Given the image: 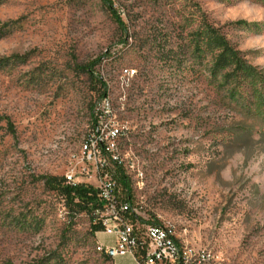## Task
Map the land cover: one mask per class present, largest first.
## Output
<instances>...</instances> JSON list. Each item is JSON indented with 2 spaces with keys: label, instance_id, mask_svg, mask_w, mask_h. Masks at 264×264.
I'll return each mask as SVG.
<instances>
[{
  "label": "rangeland",
  "instance_id": "374dc122",
  "mask_svg": "<svg viewBox=\"0 0 264 264\" xmlns=\"http://www.w3.org/2000/svg\"><path fill=\"white\" fill-rule=\"evenodd\" d=\"M112 1L125 32L100 0H0V115L14 128L0 120V264H109L95 214L44 181L73 171L94 187L116 164L132 204L182 245L264 264V0ZM218 35L242 68L216 63ZM98 57L126 129L97 170L78 156L103 91L83 67Z\"/></svg>",
  "mask_w": 264,
  "mask_h": 264
},
{
  "label": "built area",
  "instance_id": "2783aa9c",
  "mask_svg": "<svg viewBox=\"0 0 264 264\" xmlns=\"http://www.w3.org/2000/svg\"><path fill=\"white\" fill-rule=\"evenodd\" d=\"M126 73L133 74V70ZM125 129L116 119L110 97L103 95L96 103L91 139L80 151L79 161L97 170L103 165L116 164L118 156L114 150ZM132 170L137 185L141 186L143 179H138V169ZM78 180L73 171L65 174L68 185H80ZM95 181L93 188L97 191L98 203L94 214L101 224V232L110 237L107 243L101 242L97 251L109 259V264H116V258L127 264H210L208 248H192V256L180 254V241L174 236V230L166 224L149 222L131 199L120 198L116 183L108 173L95 176Z\"/></svg>",
  "mask_w": 264,
  "mask_h": 264
},
{
  "label": "trees",
  "instance_id": "16d2710c",
  "mask_svg": "<svg viewBox=\"0 0 264 264\" xmlns=\"http://www.w3.org/2000/svg\"><path fill=\"white\" fill-rule=\"evenodd\" d=\"M101 3L106 7L108 10L110 16L112 19L116 22L118 27L122 31H126V25L123 21V19L120 16V13L118 10L114 7L113 1L112 0H100ZM239 22H236L238 24ZM214 47L217 50L216 54V63L221 66H235L239 68H242V62L240 57L238 56L239 51L235 49V47L230 44V42L226 39L224 35H218L214 40ZM100 61V57L91 60L87 62L84 65V70L88 73L89 77L94 79L95 81L99 82L100 85L103 87L102 91V96L105 95V83L101 81V78L95 74L94 68ZM244 66V65H243ZM245 67V66H244ZM242 76L243 75H248L246 71H241ZM96 104L93 107L92 110V118H93V123L94 124V119L96 118ZM5 120L7 124L8 130L14 134V128L12 123L10 122L9 118L5 115H0V120ZM92 126L87 134L89 137L91 136V129ZM116 169H115V182L118 185H121L126 191V197L122 196L123 199H131V194H130V188H129V180L127 175L124 173L122 167L119 164H116ZM45 185L49 187L50 189H55L58 190L60 195L65 199V201L69 204H73L74 206L77 207L79 211H87V212H93L94 213V208L98 203V197H97V191L91 187V186H84V185H68L65 183L64 179H58L55 176H48L45 177L44 181ZM117 187V185H116ZM66 203V204H67ZM96 223L92 225V230L93 231H100L102 229L100 222L96 219ZM107 258V257H106Z\"/></svg>",
  "mask_w": 264,
  "mask_h": 264
},
{
  "label": "bare ground",
  "instance_id": "6f19581e",
  "mask_svg": "<svg viewBox=\"0 0 264 264\" xmlns=\"http://www.w3.org/2000/svg\"><path fill=\"white\" fill-rule=\"evenodd\" d=\"M95 112H96V109H95ZM174 236L176 237L175 233H174ZM97 247H101V243H98ZM180 254H185V256H192V249L180 243ZM210 264H214L213 258L211 257V255H210Z\"/></svg>",
  "mask_w": 264,
  "mask_h": 264
}]
</instances>
